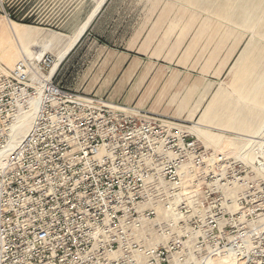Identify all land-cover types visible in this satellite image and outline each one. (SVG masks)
<instances>
[{"label":"rangeland","instance_id":"1","mask_svg":"<svg viewBox=\"0 0 264 264\" xmlns=\"http://www.w3.org/2000/svg\"><path fill=\"white\" fill-rule=\"evenodd\" d=\"M99 1L0 0V23L52 37L50 43H15L18 58L10 65L0 59V142L7 143L0 193L49 192L70 184L93 189L99 167L89 165L81 176V158L103 159L108 167L131 156L153 158L144 153L152 138L138 130L159 125L146 116L168 121L180 128L162 134L174 140L180 135V229H173L180 247L170 251V264H264V107L239 100L231 88L232 68L254 56L259 61L252 79L264 77V27L241 24L238 16L243 12L249 22L260 17L264 23V0H209V9L185 0H104L50 74L62 92L90 102L62 107L60 123L71 128L65 133L71 145L30 147L24 140L38 74L51 71L34 66L35 60L49 56L53 67ZM222 5L232 17L217 14ZM21 60L29 64L25 80L12 73ZM223 96L238 107L233 123H225L227 116L218 110L204 121ZM242 121L248 128L239 126ZM47 157L76 160L78 176H57L56 162L49 165ZM138 237L139 245L146 239L145 246L169 241L149 227Z\"/></svg>","mask_w":264,"mask_h":264},{"label":"built area","instance_id":"2","mask_svg":"<svg viewBox=\"0 0 264 264\" xmlns=\"http://www.w3.org/2000/svg\"><path fill=\"white\" fill-rule=\"evenodd\" d=\"M42 57L35 60L34 66L52 68L49 56ZM28 65L26 60L17 62L13 75L25 80ZM52 77L50 71L46 77L38 74L39 87L30 105L35 111L24 144L36 149L70 146L65 133L71 128L60 123L62 107L67 103H90L62 92ZM146 119L159 124L138 130L152 138L144 153L154 157L117 159L109 167L103 159L81 158V176L85 167H99L93 189L72 188L70 184L67 189L49 192L19 188L0 193V264H170V251L180 247V235L173 232L180 229V160L176 158L180 135L174 140L162 134L165 129L180 132V128L153 117ZM82 131L89 132L87 127ZM6 149L7 143L0 142V170L5 168ZM43 160L49 165L56 162L59 177L71 180L78 176L73 173L77 169L74 159ZM125 162L130 166H121ZM31 174L34 176L33 171ZM145 227L155 228L169 241L145 246L144 239L139 245V231Z\"/></svg>","mask_w":264,"mask_h":264},{"label":"bare ground","instance_id":"3","mask_svg":"<svg viewBox=\"0 0 264 264\" xmlns=\"http://www.w3.org/2000/svg\"><path fill=\"white\" fill-rule=\"evenodd\" d=\"M191 5H197L199 8H204V3L207 4L206 8L209 6V0L202 1V0H185ZM104 0H100L92 12L89 14L87 19L82 23L81 27L77 30V32L74 34L72 39L70 40L67 47L64 49V51L58 55L56 63L51 68L50 74L53 73L57 67V64L59 61L63 60L64 57L67 55V52L73 48V46L78 42L81 35L86 30L87 26L93 19V17L97 14L99 8L103 4ZM209 9V8H208ZM207 9V10H208ZM217 14L221 18H230V12L226 5H222L218 11H216ZM239 14V15H238ZM240 23L246 24L247 22L251 27H258L263 28L264 23H262V20L260 17H256L253 19L252 22H249L250 20L248 17L244 15V13L241 12L238 13ZM51 35H43V33H40L38 31H34L30 29V27L16 24L11 21H6L3 23H0V59H2L6 64L10 65L16 58H18V53L15 47V43L18 45V42H21V44L24 41H32V42H46L48 43L51 40ZM50 43V42H49ZM42 44V43H41ZM39 47H41L39 45ZM42 47H44V44H42ZM24 48V47H23ZM25 51V48H24ZM30 54L29 52L27 55ZM32 55V54H31ZM31 55L26 56L27 58H30ZM41 54H39L37 57H40ZM258 56H254L251 59H247L245 63L239 64L238 63L232 68V77L233 81L231 83L232 91L237 94V97L239 100L245 99L250 102H252L253 105H260L261 107H264V77L261 79L253 80L252 76L257 72L258 67ZM237 68V71L235 70ZM220 103L218 102L217 105H213L211 109H207L203 116L204 121H211L212 118L216 115V110L219 112L221 111L224 115L227 116V119L225 120V123H233V118L235 117V114L238 113V107L232 100L227 99V97L223 96L220 100ZM216 111V112H215ZM244 118V117H243ZM239 126L243 129L247 127L246 122H238ZM248 128V127H247ZM26 129V128H25Z\"/></svg>","mask_w":264,"mask_h":264},{"label":"water","instance_id":"4","mask_svg":"<svg viewBox=\"0 0 264 264\" xmlns=\"http://www.w3.org/2000/svg\"><path fill=\"white\" fill-rule=\"evenodd\" d=\"M80 38H81V37H80ZM80 38H79V39H80Z\"/></svg>","mask_w":264,"mask_h":264}]
</instances>
